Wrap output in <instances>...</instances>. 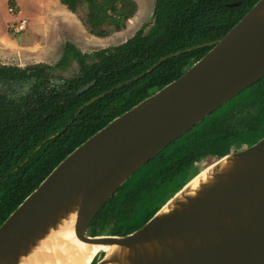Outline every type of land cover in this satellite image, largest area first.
Masks as SVG:
<instances>
[{
    "label": "water",
    "instance_id": "95a60500",
    "mask_svg": "<svg viewBox=\"0 0 264 264\" xmlns=\"http://www.w3.org/2000/svg\"><path fill=\"white\" fill-rule=\"evenodd\" d=\"M205 47L211 49L182 76L88 138L25 198L0 226V264H42L45 248L66 229L79 243L111 248L90 264H264V137L194 170L136 231L89 233L96 214L141 167L264 77V0L222 38L154 67Z\"/></svg>",
    "mask_w": 264,
    "mask_h": 264
},
{
    "label": "trees",
    "instance_id": "16d2710c",
    "mask_svg": "<svg viewBox=\"0 0 264 264\" xmlns=\"http://www.w3.org/2000/svg\"><path fill=\"white\" fill-rule=\"evenodd\" d=\"M257 1L155 0L154 22L147 33L141 28L126 42L101 49L92 56L67 44L58 66L73 55L78 59L80 72L58 88L48 86L51 67L0 66L1 83H33L28 93L17 98L0 94V226L73 150L114 118L178 79L211 47L170 57L154 67L162 57L222 38ZM61 2L98 37L124 29L138 9L135 0ZM233 2L240 4L228 6ZM88 57L93 58L92 63L87 61ZM146 71L138 80L84 106L115 85ZM92 81L95 84L90 89L77 93ZM252 105L256 108L254 114H212L172 142L101 208L89 233L127 235L136 231L189 179L185 177L177 187L167 188L178 173L185 171L190 175L194 166L195 171L201 170L197 164L203 159L220 158L230 153L235 144L252 145L262 139L264 97L249 101L248 106ZM250 117L256 118L255 123L242 127L241 121Z\"/></svg>",
    "mask_w": 264,
    "mask_h": 264
},
{
    "label": "rangeland",
    "instance_id": "374dc122",
    "mask_svg": "<svg viewBox=\"0 0 264 264\" xmlns=\"http://www.w3.org/2000/svg\"><path fill=\"white\" fill-rule=\"evenodd\" d=\"M138 5V11L134 15V17L130 18L127 21L126 27L122 29L121 31H118V33L113 34V37L110 38L111 42L107 46L111 45H119L129 38H131L140 28L144 27L146 31L151 27L153 23V10L155 5V0H135ZM54 3H58V0H0V50L1 46L2 48H5V53L17 54V49L13 50L14 44L9 40V37H12L16 39L17 41L19 39H25L30 33L33 31L31 30L32 27L35 24L36 31L38 34H41L42 32H48L50 33V30L52 32L53 29H57L58 24L62 27L63 24L67 22V19L64 17V13L68 12L67 7L62 3V5L65 7H62L59 5L55 9L56 13L54 15H49L46 13V11L43 9H39L38 6L43 7L47 5H54ZM9 9H13V12L11 13ZM26 18L28 20V27L27 31H25L21 35H16L12 32V27L15 24V22L18 19ZM79 19V18H78ZM30 23V26H29ZM82 23V22H81ZM85 27V26H84ZM86 28V27H85ZM87 30V28H86ZM88 31V30H87ZM86 31V32H87ZM89 32V31H88ZM76 34L78 35L79 39H84L86 37L83 36L81 33L76 31ZM89 34V33H88ZM109 40V39H107ZM104 43H107L106 41ZM36 51L34 54L40 53V45L35 46ZM52 52L55 53V55L59 56L63 54L64 47L61 45H53L51 48ZM91 50L95 51L98 50L97 47H92ZM92 51V52H93ZM45 55L47 54L46 51H44ZM20 57V56H19ZM8 62H15L13 58L7 60ZM21 63V61H20ZM78 65L75 58H73L69 62V66L66 71H59L56 73V76H61L64 78L71 77L75 75L78 72ZM240 145H235L232 148V151H236L240 149ZM244 147V145H243ZM215 158H207L202 161H200L197 166L202 170L205 168L206 164ZM196 170L195 166L192 170V172ZM192 174V173H191ZM185 177L189 178L190 175L187 172L179 173L174 180L171 181V183L168 184L167 188L172 189L177 187L182 181H184ZM169 190L165 191V194H168Z\"/></svg>",
    "mask_w": 264,
    "mask_h": 264
},
{
    "label": "flooded vegetation",
    "instance_id": "af4514ba",
    "mask_svg": "<svg viewBox=\"0 0 264 264\" xmlns=\"http://www.w3.org/2000/svg\"><path fill=\"white\" fill-rule=\"evenodd\" d=\"M233 3H238L237 5H235V6H238L239 4H240V2H233ZM230 4H232V3H230ZM230 4H228V6H230ZM155 6V5H154ZM230 7H234V6H230ZM137 11H138V9H137ZM153 12H154V10H153ZM153 22H154V17H153ZM152 25H153V23H152ZM152 25H151V27H152ZM150 27V28H151ZM142 28H144V27H142ZM149 28V29H150ZM141 29V28H140ZM139 29V30H140ZM149 29H148V31H149ZM144 31L147 33L148 31H146L145 30V28H144ZM90 33V32H89ZM91 34V33H90ZM92 35V34H91ZM135 35V34H134ZM133 35V36H134ZM95 36V35H94ZM96 37H98V36H96ZM108 37V36H107ZM101 38H105V37H101ZM127 41V40H126ZM125 41V42H126ZM124 43V42H123ZM67 44H71L72 46H74L81 54H83V55H86V56H92L95 52H97V51H99V50H101V49H105V48H108V47H112V46H117L116 44L115 45H111V46H105V47H97L98 48V50H95V51H93V50H91V49H87V50H82L81 48H79L77 45H75L74 43H72V42H70V41H66L65 42V44L63 45V47H64V50H63V54H62V56L60 55V56H58V57H55V58H53V59H51V60H49V61H39V62H36V63H29V64H24V63H14V62H8V61H4V63L3 62H0V66H13V67H17V68H20V69H25V68H27V67H29V66H35V65H45V66H48V67H51L52 68V70H51V76H50V80H49V83H48V86L49 87H54V88H58L59 86H61V85H63L64 83H65V81L67 80V79H71V78H74L75 76H77L78 74H79V72H80V67H79V62H78V59L75 57V56H71L64 64H62L61 66H58V64L60 63V62H62V60L64 59V55H65V50H66V45ZM122 44V43H121ZM60 45V44H59ZM120 45V44H119ZM58 46V45H57ZM93 51V52H92ZM175 53V52H174ZM187 53V52H186ZM173 54V53H172ZM171 55V54H170ZM177 56V55H176ZM174 57V56H173ZM73 58H75V60L77 61V65H78V67H79V69H78V72L75 74V75H73V76H71V77H67V78H64V77H61V76H56V73L57 72H59V71H66L67 70V68H68V66H69V62L73 59ZM87 61L89 62V63H92L93 62V58L92 57H88L87 58ZM164 62V61H163ZM158 66V65H157ZM143 73H147V71L146 72H143ZM142 74V73H141ZM144 74V75H145ZM140 74H138V75H136V76H139ZM144 75H142V76H144ZM136 76H134V77H136ZM141 76V77H142ZM134 77H132V78H134ZM141 77H138L136 80H138L139 78H141ZM132 78H130V79H132ZM130 79H128V80H130ZM136 80H133V81H136ZM125 81H127V80H125ZM125 81H123V82H125ZM132 81V82H133ZM123 82H121V83H123ZM91 83H93V85L95 84V81H92V82H90V83H88V84H91ZM131 83V82H130ZM88 84H86V85H84L83 87H85V86H87ZM120 84V83H119ZM129 84V83H128ZM127 84V85H128ZM92 85V86H93ZM118 85V84H117ZM117 85H115L114 87H116ZM32 86H33V83L30 81V82H22V83H20V82H16V83H9V84H3V83H1L0 82V94H4V95H6V96H14L15 98H17V97H19V96H22V95H24V94H26V93H28L29 91H30V89L32 88ZM92 86H90L89 87V89L92 87ZM125 86V85H124ZM123 86V87H124ZM83 87H81V88H83ZM114 87H112V88H114ZM80 88V89H81ZM112 88H110L109 90H111ZM122 88V87H121ZM121 88H119V89H121ZM79 89V90H80ZM79 90L77 91V93H79ZM88 90V89H87ZM87 90H85V91H87ZM109 90H107V91H109ZM115 90H118V89H115ZM114 90V91H115ZM84 91V92H85ZM106 91V92H107ZM114 91H112V92H114ZM106 92H103V93H106ZM112 92H110V93H112ZM81 93H83V92H81ZM103 93H101V94H103ZM110 93H107V94H110ZM100 94V95H101ZM106 94V95H107ZM100 95H98V96H100ZM106 95H104L103 97H105ZM97 96V97H98ZM103 97H100V98H103ZM256 97H260L261 99L264 97V77L262 78V79H260L258 82H256L255 84H253L252 86H250V87H248V88H246L244 91H242V92H240L238 95H236L234 98H232L230 101H228L227 103H225L224 105H222L221 107H219L217 110H215L213 113H211L210 115H212V114H215V113H217V116H219V115H221V113L222 114H224L225 113V116L228 114V113H238V117H247V116H249L250 115V113H252V114H254V113H256V112H254L255 110H256V108H255V106L254 105H252L251 107L250 106H248V104H249V101H252L254 98H256ZM94 98H96V97H94ZM93 98V99H94ZM100 98H98V99H100ZM93 99H91V100H93ZM97 99V100H98ZM90 100V101H91ZM89 101V102H90ZM96 101V100H95ZM95 101H93V102H95ZM93 102H91V103H93ZM88 103V102H87ZM86 103V104H87ZM90 103V104H91ZM84 105V106H87V105ZM83 108V107H82ZM82 108L79 110V112L82 110ZM223 112H222V111ZM251 114V115H252ZM210 115H208L207 117H209ZM206 117V118H207ZM206 118H204L200 123H202ZM253 119V120H252ZM251 119V117L249 118V120H243V121H241V123H242V127L245 125V123L246 124H252V123H255L254 122V120L256 119L255 117H253ZM199 123V124H200ZM199 124H197L196 126H198ZM196 126H194L192 129H194ZM191 129V130H192ZM191 130H189L188 132H190ZM188 132H186V133H188ZM185 133V134H186ZM184 135V134H183ZM182 135V136H183ZM181 136V137H182ZM181 137H179V138H181ZM178 138V139H179ZM177 140V139H176ZM174 142V141H173ZM233 145V144H232ZM236 145V144H235ZM235 145H233V146H231V149H230V152L232 151V148L235 146ZM169 146V145H168ZM167 146V147H168ZM166 147V148H167ZM165 148V149H166ZM165 149H163V150H165ZM162 150V151H163ZM161 151V152H162ZM160 152V153H161ZM159 153V154H160ZM158 155V154H157ZM156 155V156H157ZM155 156V157H156ZM154 157V158H155ZM153 158V159H154ZM152 160V159H151ZM150 160V161H151ZM204 160V159H203ZM149 161V162H150ZM148 162V163H149ZM148 163H146V164H148ZM145 164V165H146ZM197 164V163H196ZM195 164V165H196ZM144 165V166H145ZM143 166V167H144ZM142 168V167H141ZM140 168V169H141ZM139 169V170H140ZM138 170V171H139ZM180 173H182V172H180ZM179 174V173H178ZM177 174V175H178ZM176 175V176H177ZM171 183V182H170ZM118 192V191H117ZM116 192V193H117ZM115 196V195H114Z\"/></svg>",
    "mask_w": 264,
    "mask_h": 264
},
{
    "label": "crops",
    "instance_id": "0c3cea01",
    "mask_svg": "<svg viewBox=\"0 0 264 264\" xmlns=\"http://www.w3.org/2000/svg\"><path fill=\"white\" fill-rule=\"evenodd\" d=\"M47 1V0H46ZM61 5L64 7L61 3V0H58V3H54V5H47L43 7H39V9H44L46 13L49 15H54L56 13L55 9ZM65 8V7H64ZM64 13V17L67 19V22L60 26L58 24L57 29H53L52 32L50 30V33L48 32H42L41 34H38L36 31L35 24L32 27L31 30H33L30 35H28L25 39H19L18 41L10 36L9 40L14 44L13 50L15 48L17 49V54L5 53V48L1 46L0 50V62L7 61L11 58L15 61L14 63L18 64L20 61L24 64L29 63H36L39 61H49L55 57H58V55H55V53L52 52L51 48L53 45H61L65 44L66 41H70L77 45L79 48H81L83 51L87 49H91L92 47H105L107 46L111 40L110 38L113 37V34H116L118 32H114L108 37L101 38L96 37L94 35H91L84 25L81 23V21L78 19V17L69 11ZM30 26V23H29ZM28 30V29H27ZM26 30V31H27ZM76 31L81 33L83 36L85 35L84 39H79L78 35L76 34ZM87 31V32H86ZM89 33V34H88ZM23 34V33H22ZM17 35V34H16ZM21 35V34H19ZM109 39V40H107ZM107 43H104L105 41ZM40 45V53L34 54L36 51L35 46ZM46 51V55L44 54ZM20 56V57H19ZM19 65V64H18Z\"/></svg>",
    "mask_w": 264,
    "mask_h": 264
},
{
    "label": "bare ground",
    "instance_id": "6f19581e",
    "mask_svg": "<svg viewBox=\"0 0 264 264\" xmlns=\"http://www.w3.org/2000/svg\"><path fill=\"white\" fill-rule=\"evenodd\" d=\"M208 165L202 170H206ZM64 238L69 240L64 241ZM55 240H57V243H52L49 247L45 248L44 256L40 260L42 264H90L98 252L101 250H111V248L105 246L79 243L72 238L71 231L67 229L56 236ZM59 241L60 243H58ZM54 247H59L61 252L52 253L51 250Z\"/></svg>",
    "mask_w": 264,
    "mask_h": 264
},
{
    "label": "built area",
    "instance_id": "2783aa9c",
    "mask_svg": "<svg viewBox=\"0 0 264 264\" xmlns=\"http://www.w3.org/2000/svg\"><path fill=\"white\" fill-rule=\"evenodd\" d=\"M9 10L11 13L13 12V9H9ZM27 27H28V20L26 18L18 19L12 27V32L14 34L19 35L24 33Z\"/></svg>",
    "mask_w": 264,
    "mask_h": 264
}]
</instances>
